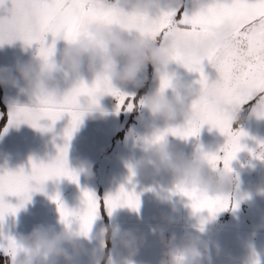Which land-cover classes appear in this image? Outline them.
<instances>
[{
    "label": "crops",
    "instance_id": "0c3cea01",
    "mask_svg": "<svg viewBox=\"0 0 264 264\" xmlns=\"http://www.w3.org/2000/svg\"><path fill=\"white\" fill-rule=\"evenodd\" d=\"M107 3L117 4L124 11H129L126 0H107ZM10 8L9 2L6 9ZM6 9L0 8V16L9 14ZM136 35L133 31L130 38ZM51 41L49 34L46 42ZM62 46L61 43L56 48ZM38 47L36 43L28 46L21 40L0 44V67H13L27 61L37 53ZM52 59L59 60L58 52L53 54ZM203 69L210 81L216 79V70L207 61L203 62ZM170 70L175 79L190 84L194 89L200 88L197 83L199 73L190 72L178 62H173ZM145 77L146 71L141 79ZM160 78L152 66L149 83L141 97L158 90ZM84 82L91 86L93 80L85 76ZM71 86L64 83L61 93ZM22 87L19 81L16 87L1 85L7 114L16 107H35V98L26 95ZM139 88L129 85L118 90L133 96ZM165 91L172 95L171 89ZM141 97L132 123L119 140L114 138L115 133L130 111L117 112L116 97L104 95L99 99V111L85 112L69 141L67 156L69 167L78 174V182H72L66 177L50 179L44 183L42 192L31 194L30 201L19 208L15 216H4L0 220V254L5 253L9 238L17 241L38 225L51 226L56 231L65 226L51 197L58 194L68 209L76 211L83 207V190L103 198L115 194L123 187L139 196L140 206L138 210L127 206L118 207L111 215L105 208L110 227L120 231L131 230L145 239L133 257H129L123 250H112L110 245L108 256H111V264H159L164 248L159 237L152 231L159 228L165 229V238L173 233L178 240L186 233L197 236L206 248L203 264H264V118L258 117L250 105L239 126L232 127L234 131L242 130L246 133L240 139L243 146L241 151L230 162L233 175L237 178V187L235 195L228 196V209L210 216L206 209L194 212L191 201L175 191L171 177L166 173L155 179L132 174L135 162L142 155V144L163 127L161 122L139 108ZM196 97L193 94L190 100ZM81 104L87 107L86 97L81 98ZM69 119L65 114L52 124L51 130L41 131L28 123L9 126L7 115L0 130V174L4 171L16 172L21 168L28 174L31 171L30 158L36 162L49 163L57 155L58 147L65 143L64 129ZM40 123L47 127L51 122L42 120ZM165 139L188 156L197 152L223 155L221 150L227 137L205 124L198 137L185 140L169 134ZM4 200L13 206L19 203L16 196H5ZM169 218L174 222L168 223ZM104 225L101 211L89 234L81 236L84 252L79 264H89L90 256L104 253L100 239V229ZM71 227L78 229L76 224Z\"/></svg>",
    "mask_w": 264,
    "mask_h": 264
},
{
    "label": "snow or ice",
    "instance_id": "6c2138e0",
    "mask_svg": "<svg viewBox=\"0 0 264 264\" xmlns=\"http://www.w3.org/2000/svg\"><path fill=\"white\" fill-rule=\"evenodd\" d=\"M11 8L6 9V4ZM0 8L9 13L0 16V44L21 40L26 45H39L37 53L45 59L54 54V45L46 42L50 34L52 39L63 32L69 41L79 35L81 27L88 22H101L112 26H123L131 34L139 31L154 41L167 39L175 34L184 40H194L205 35L210 29L224 22L233 26L234 35L231 45L206 53L192 56L180 51L172 53V60L197 72L200 91L191 100L192 118L186 124L159 131L153 136L163 140L167 135L188 139L198 137L203 125L216 128L227 140L222 148L223 155L205 153L209 163L232 171L230 162L241 151L242 130L234 131L228 113L251 105L255 114L264 118V0H200L196 7L183 2L169 11L157 10L150 16H139L124 11L117 4H108L107 0H0ZM216 70L217 77L209 80L203 69V62ZM171 77L162 75L160 90L170 86ZM116 97L117 112L132 111L135 107L134 96L122 94L118 89L102 85L99 80L89 86L84 80L72 85L59 98L35 99V107H16L7 115L8 124L28 123L41 131L51 130L52 124L65 114L70 118L64 129L65 143L58 147L57 155L49 162H36L30 158L31 171L26 174L21 168L16 172L4 171L0 174V220L11 214L15 216L19 208L30 201L31 194L43 191L46 181L66 177L78 182V174L69 167L68 148L73 133L80 124L85 112L91 107H99V96ZM87 98V107L81 104V98ZM5 113L0 112V119ZM42 120L51 123L44 127ZM7 128H5V131ZM134 175V172L132 173ZM176 192L191 201L194 212L207 210L210 216L225 211L229 206V197H213L204 193L176 188ZM5 196H16L19 203L13 206L4 200ZM56 203L60 220L66 226L78 225L80 234L87 236L100 213L105 208L109 215L118 207L127 206L138 210L139 196L121 187L115 194L98 197L88 190L82 192L83 207L73 211L60 200L59 195L51 197ZM16 252V241L9 238L4 253L5 260L0 264H10Z\"/></svg>",
    "mask_w": 264,
    "mask_h": 264
},
{
    "label": "clouds",
    "instance_id": "9594fccd",
    "mask_svg": "<svg viewBox=\"0 0 264 264\" xmlns=\"http://www.w3.org/2000/svg\"><path fill=\"white\" fill-rule=\"evenodd\" d=\"M181 2L196 7L200 0H126L128 12L139 16H150L157 10L169 11ZM136 33L130 38L129 31L123 26L95 21L85 23L71 41L63 32H58L52 39L58 61L36 53L13 67H0V85L16 87L19 81L23 85L22 91L32 98H59L64 83L75 85L85 76L116 89L129 85L141 87L144 82L141 76L148 65H152L160 77H171L167 89H171L172 95L159 87L141 97L139 108L161 122L162 130L186 124L192 118L190 97L198 95L200 89L173 77L170 70L174 62L172 53L180 51L203 56L229 46L233 40V26L229 22L221 23L194 40L172 34L157 42L139 31ZM61 43L63 46L57 49ZM103 96L101 92L99 99ZM97 111L98 107L88 109L90 113ZM228 115L232 123L241 119L240 110H231ZM141 151L142 155L133 167L135 175L155 179L166 173L171 177L174 189L179 187L213 197L235 195L237 178L233 170L211 165L203 152L188 156L166 139L155 140L153 136L142 144ZM167 222L174 220L169 218ZM152 231L164 248L159 264H203L206 248L197 236L186 233L178 240L175 233L165 238L164 228ZM81 236L79 229L66 225L60 231L38 225L16 241V252L10 264H79L84 252ZM100 239L104 248L110 242L112 250H123L133 257L145 238L131 230L120 231L104 225L100 229ZM89 264H111V256L103 252L90 256Z\"/></svg>",
    "mask_w": 264,
    "mask_h": 264
},
{
    "label": "trees",
    "instance_id": "16d2710c",
    "mask_svg": "<svg viewBox=\"0 0 264 264\" xmlns=\"http://www.w3.org/2000/svg\"><path fill=\"white\" fill-rule=\"evenodd\" d=\"M151 70H152V65H148L147 69H146V77L144 79V82H143V85L137 90V92L133 95L134 96V99H135V107L133 108L132 111L129 112V115L127 117V119L125 120V122L120 126V128H118V130L116 131L115 133V139L116 140H119L121 139V137L123 136L125 130L130 126V124L132 123L133 121V117L134 115L137 113V110H138V100L139 98L141 97V95L145 92L146 88H147V85L149 83V80H150V76H151ZM250 105H245L241 108L240 110V113H241V119L238 121V122H234L232 123V127L235 128L237 126H239V124L243 121L245 115H246V112L248 111ZM0 112H3L5 113V116L3 119H0V130L2 128V126L4 125L5 121H6V118H7V112H6V104L4 102V99H3V93H2V88H1V85H0ZM102 215H103V218H104V223L105 225L109 226L110 227V223H109V220L107 218V216L105 215V212L104 210H102ZM111 228V227H110ZM110 245L111 243L109 242L108 245H107V248H104V254L106 256H108V253H109V249H110ZM5 260V255L4 254H0V261H4Z\"/></svg>",
    "mask_w": 264,
    "mask_h": 264
},
{
    "label": "rangeland",
    "instance_id": "374dc122",
    "mask_svg": "<svg viewBox=\"0 0 264 264\" xmlns=\"http://www.w3.org/2000/svg\"><path fill=\"white\" fill-rule=\"evenodd\" d=\"M145 75V72L142 74V76L141 77H143Z\"/></svg>",
    "mask_w": 264,
    "mask_h": 264
}]
</instances>
